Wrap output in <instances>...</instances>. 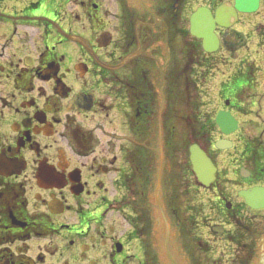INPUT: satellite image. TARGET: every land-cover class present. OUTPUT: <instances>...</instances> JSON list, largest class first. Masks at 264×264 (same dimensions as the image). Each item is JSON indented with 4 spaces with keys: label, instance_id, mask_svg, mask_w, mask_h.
Segmentation results:
<instances>
[{
    "label": "flooded vegetation",
    "instance_id": "1",
    "mask_svg": "<svg viewBox=\"0 0 264 264\" xmlns=\"http://www.w3.org/2000/svg\"><path fill=\"white\" fill-rule=\"evenodd\" d=\"M105 1L0 12V264L260 262L264 0Z\"/></svg>",
    "mask_w": 264,
    "mask_h": 264
},
{
    "label": "rangeland",
    "instance_id": "2",
    "mask_svg": "<svg viewBox=\"0 0 264 264\" xmlns=\"http://www.w3.org/2000/svg\"><path fill=\"white\" fill-rule=\"evenodd\" d=\"M97 1L98 2L100 1V4H101V0H97ZM18 2H19V0H1L0 1V12H2V10H5V9L6 10L15 9V7L18 6ZM113 8H115V7L113 5L112 0H106L105 1V11H107V18H109L107 20L110 21V22L112 20H114V10H113ZM62 11H65V7L64 6L60 7L59 13H62ZM74 13L75 14L77 13L78 15L82 14V12L80 10H78V9H75ZM262 14H264V12H262ZM61 16L64 17V12L62 13ZM261 16H263V15H261ZM261 33L262 32H260V34ZM253 58H254V56H253ZM262 61H263L262 58H260V59H256V60L252 59L250 62H253V63L256 62L259 65L260 68H264V65H263ZM261 79L263 80L262 83H264V75L262 76ZM211 89L212 90H210V89L208 90L207 96L206 97L204 96L202 99H204L206 101H209L208 99H211V100L214 99V101H216L217 89L214 86H212ZM262 96L263 97H261V98L259 97V98H260V101H262L263 105H264V95H262ZM249 98H251V96H249ZM254 118H255V116H254ZM254 127H256V125L253 124L252 128H254ZM225 194H227L226 191H225ZM186 195H187V200H186L185 203H187L188 201L189 202H193L196 205V207L197 208L199 207V209L202 211V216L204 218H206V217L208 218L210 212L212 211V207H215V202H214V201H216L215 194H213L212 192H206V191H204L202 189L200 190V192H197L196 190H193L190 187L189 190H188V193H186ZM228 197L231 198V199H234L235 198V194L234 193H229ZM261 217L262 216H259L255 221H253V223H251V225H250L251 226V231H252V233H254V237L249 236L248 239L250 240L249 243L252 241L251 243L255 247V253H256L258 247L261 246V252H262L261 259L262 260L259 262L258 258L257 259L252 258L251 261L249 262V264H252V261H255V264H258V262H259V264H263V262H264V255H263V253H264V244H263V241L261 240L258 243H257V241H255L259 237V235H260L261 238L264 237V235L263 236L261 235L263 233V230H264L263 220H262ZM226 247L228 249L230 247V245L228 246V241L227 240H219L217 242V245H213L211 249L218 250V252H220V250L226 251ZM225 259L230 260L232 258L229 255H225L224 260ZM236 263L237 262L235 261L234 264H236ZM228 264H230V263L228 262Z\"/></svg>",
    "mask_w": 264,
    "mask_h": 264
},
{
    "label": "water",
    "instance_id": "3",
    "mask_svg": "<svg viewBox=\"0 0 264 264\" xmlns=\"http://www.w3.org/2000/svg\"><path fill=\"white\" fill-rule=\"evenodd\" d=\"M192 151V159L195 166L201 165L198 167V169H196L197 173L200 175V178L202 180L209 179V177L212 176L214 171L211 164L209 163V160L205 157L203 153H201L200 150Z\"/></svg>",
    "mask_w": 264,
    "mask_h": 264
}]
</instances>
